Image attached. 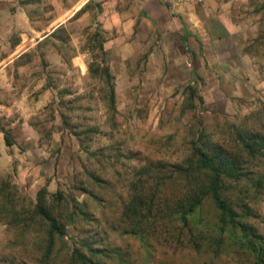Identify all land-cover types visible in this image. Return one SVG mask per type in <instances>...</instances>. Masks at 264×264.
<instances>
[{
	"label": "rangeland",
	"instance_id": "rangeland-1",
	"mask_svg": "<svg viewBox=\"0 0 264 264\" xmlns=\"http://www.w3.org/2000/svg\"><path fill=\"white\" fill-rule=\"evenodd\" d=\"M251 1L258 34L241 46L252 57L255 82L242 83L243 93L227 98L190 74L181 82L164 77L143 85L146 54L135 63L110 58L97 22L74 24L73 35L59 27L43 40L22 37L18 50L30 51L11 66L15 72L25 65L12 89L0 91V264L253 263L228 237L217 246L209 243L218 225L209 201L189 218L191 243L128 234L120 217L138 169L181 162L198 136L230 147L238 131L264 135V0ZM239 3L231 0L241 9ZM86 10L95 13L92 5ZM3 31L0 46L17 42L15 33ZM188 87L201 102L189 100ZM249 163L263 182L256 195L243 186L254 214L245 220L264 235V156ZM40 189L52 229L34 212ZM169 193L179 189L174 185Z\"/></svg>",
	"mask_w": 264,
	"mask_h": 264
},
{
	"label": "crops",
	"instance_id": "crops-1",
	"mask_svg": "<svg viewBox=\"0 0 264 264\" xmlns=\"http://www.w3.org/2000/svg\"><path fill=\"white\" fill-rule=\"evenodd\" d=\"M32 1L24 4L23 0H0V30L3 28V36L10 32L18 37L17 42L0 46L4 55L0 54V64L10 58L0 66L2 92L4 86L12 89L17 69L25 65L16 66L15 72L11 66L30 51L28 47L18 50L23 36H41L43 40L59 27L73 35L77 30L74 24L82 26L91 22H97L102 29L103 48L110 58L117 55L135 63L142 53L146 54L143 85H157L164 77L181 82L190 74L223 98L230 93L242 94V83L254 85V63L241 46V42L258 34L251 0H238L243 5L241 9L232 6L231 0ZM91 5L93 14L86 10ZM7 17L11 20L9 26L4 23L2 26L1 21ZM121 28L124 33L119 32ZM168 69L174 74H167ZM230 83L235 84L233 88L228 87Z\"/></svg>",
	"mask_w": 264,
	"mask_h": 264
},
{
	"label": "trees",
	"instance_id": "trees-1",
	"mask_svg": "<svg viewBox=\"0 0 264 264\" xmlns=\"http://www.w3.org/2000/svg\"><path fill=\"white\" fill-rule=\"evenodd\" d=\"M104 72L108 78L107 71ZM188 91L190 101L196 98L201 102L194 89L188 87ZM236 139L232 146L226 147L223 142L198 136L188 157L181 162H156L151 169H138L137 179L128 183V201L120 213L125 232L144 239L167 236L176 238L180 244L191 243L189 218L204 201H209L218 223L217 236L207 238L209 243L217 246L228 237L249 253L252 264H264V235L257 234L245 220L254 214L242 190L248 184L251 194L256 195L262 188V175H255L249 161L264 156V135L245 129L236 133ZM4 142L6 146L12 144L6 137ZM174 185L179 189L178 195L169 193ZM43 192L40 189L36 195L34 212L52 229L53 221L40 204Z\"/></svg>",
	"mask_w": 264,
	"mask_h": 264
},
{
	"label": "built area",
	"instance_id": "built-area-1",
	"mask_svg": "<svg viewBox=\"0 0 264 264\" xmlns=\"http://www.w3.org/2000/svg\"><path fill=\"white\" fill-rule=\"evenodd\" d=\"M183 2H189V3H196L199 2L200 0H181Z\"/></svg>",
	"mask_w": 264,
	"mask_h": 264
}]
</instances>
